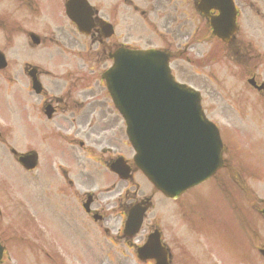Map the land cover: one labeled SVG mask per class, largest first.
<instances>
[{"label": "rangeland", "instance_id": "1", "mask_svg": "<svg viewBox=\"0 0 264 264\" xmlns=\"http://www.w3.org/2000/svg\"><path fill=\"white\" fill-rule=\"evenodd\" d=\"M16 14V13H14ZM178 20V18H177ZM30 29H33L35 31H38L39 29L37 27H34L30 25ZM65 29V28H63ZM2 36V34L0 33ZM3 37V36H2ZM0 48H4L7 51V48L5 47V39L0 38ZM23 56H29L36 59H42L45 60L46 63L59 65L62 63L63 59L60 55L51 53L47 50L44 51L43 54L40 56H32L28 55L26 52H21ZM3 93H5V89L3 90ZM18 145L17 148L24 150L27 146L31 147L32 149H37L39 152L42 151V148H40V144L38 142V124L32 120L29 116L25 115L23 117V121L18 123ZM261 147H263V144H260ZM5 156V154H4ZM7 173L9 175L10 181L13 185H15L16 192L20 195L21 198L25 200L27 203L29 210L31 213L37 214V219L44 225L49 226L50 220L48 217V212L56 208L58 205V200L54 197H43L41 194H39L34 189H31L25 181H19L16 180L18 178H21L23 173L20 171V169L9 159V166L7 168ZM25 179V178H22ZM46 179V178H45ZM26 180V179H25ZM49 182V181H48ZM257 188L256 190L264 191V183L260 182L256 184ZM57 185H55V188ZM68 213L71 217H75L74 211L70 208L68 209ZM7 215V214H6ZM5 215V217H6ZM159 216V215H158ZM2 223V227H0V234L5 238L8 239L9 236L8 233H20V226H4L8 221H4ZM27 226H33L29 221H26ZM261 226H264V224H261ZM264 228V227H263ZM254 229L257 232V239L261 243L264 241V231L263 229L254 227ZM12 253L17 257V262H21L26 259V256H24L22 253L18 254L15 248H12ZM22 263V262H21ZM232 264H236L233 261H231ZM238 264V263H237Z\"/></svg>", "mask_w": 264, "mask_h": 264}, {"label": "flooded vegetation", "instance_id": "2", "mask_svg": "<svg viewBox=\"0 0 264 264\" xmlns=\"http://www.w3.org/2000/svg\"><path fill=\"white\" fill-rule=\"evenodd\" d=\"M44 98L48 99V97H47V96H44Z\"/></svg>", "mask_w": 264, "mask_h": 264}]
</instances>
